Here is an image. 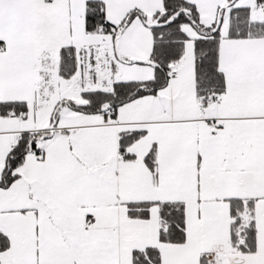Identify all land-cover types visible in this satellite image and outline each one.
Segmentation results:
<instances>
[{"label":"snow or ice","instance_id":"obj_1","mask_svg":"<svg viewBox=\"0 0 264 264\" xmlns=\"http://www.w3.org/2000/svg\"><path fill=\"white\" fill-rule=\"evenodd\" d=\"M0 264H264V0H0Z\"/></svg>","mask_w":264,"mask_h":264}]
</instances>
